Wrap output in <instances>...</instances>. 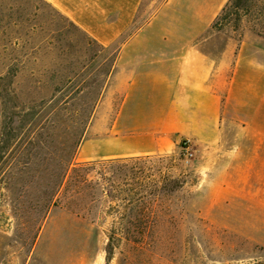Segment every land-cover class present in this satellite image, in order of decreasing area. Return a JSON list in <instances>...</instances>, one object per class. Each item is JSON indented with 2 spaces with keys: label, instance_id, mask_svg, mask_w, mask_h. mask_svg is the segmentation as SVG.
Masks as SVG:
<instances>
[{
  "label": "rangeland",
  "instance_id": "1",
  "mask_svg": "<svg viewBox=\"0 0 264 264\" xmlns=\"http://www.w3.org/2000/svg\"><path fill=\"white\" fill-rule=\"evenodd\" d=\"M225 7L203 50L219 60L226 50L233 58L243 38L264 47V0ZM115 46H101L44 0H0V264H264V163L225 140L189 142L188 159L181 141L128 163L184 181L149 205L162 213L141 241L109 243L126 209L100 189L80 193L65 180L45 208L60 157L86 162L90 179L107 187L98 171L108 159L81 160V148L106 134L119 104L121 91L108 83Z\"/></svg>",
  "mask_w": 264,
  "mask_h": 264
},
{
  "label": "crops",
  "instance_id": "2",
  "mask_svg": "<svg viewBox=\"0 0 264 264\" xmlns=\"http://www.w3.org/2000/svg\"><path fill=\"white\" fill-rule=\"evenodd\" d=\"M44 1L101 46L116 45L108 83L121 98L106 134L84 140L81 160L219 139L264 163V47L243 38L219 60L202 48L228 0Z\"/></svg>",
  "mask_w": 264,
  "mask_h": 264
},
{
  "label": "trees",
  "instance_id": "3",
  "mask_svg": "<svg viewBox=\"0 0 264 264\" xmlns=\"http://www.w3.org/2000/svg\"><path fill=\"white\" fill-rule=\"evenodd\" d=\"M225 6L222 8L221 14H218L213 21L212 27L216 26L218 20L222 18L226 9ZM93 103L94 99H91L90 106ZM1 152L2 146L0 147V157ZM150 157L151 155H143L108 159V165L106 163L102 164L99 168L100 171H98L99 176L107 187L101 185L99 180L90 179V172L93 169L86 162H77L71 166L70 156L60 157L57 162L53 163L54 167L49 171V182L45 191L46 196L43 205L47 209L50 204H56L55 196L65 180H67L66 185H68V182L72 184L74 181L72 184L73 188H76L80 193L88 191L90 194H95V191L100 189L113 200L114 198L121 200L126 209L124 216L127 218V223L122 228L111 229L108 235L109 243L112 244L114 240L122 238L129 241H141L148 235L149 231L155 229L157 219L162 213L160 208L150 207L149 205L159 199L161 200L167 193L177 191L184 183L183 177L180 175L176 176L159 169L157 170L158 177L155 178L153 173L144 166L128 165L130 162L136 164L137 162L149 160ZM113 163L122 164L120 167L123 168L117 167L114 169ZM115 178H121L123 186L115 183ZM127 184L131 185V187H125ZM111 207L117 210L118 205Z\"/></svg>",
  "mask_w": 264,
  "mask_h": 264
},
{
  "label": "built area",
  "instance_id": "4",
  "mask_svg": "<svg viewBox=\"0 0 264 264\" xmlns=\"http://www.w3.org/2000/svg\"><path fill=\"white\" fill-rule=\"evenodd\" d=\"M183 149H185V158L188 159L192 155V152L190 151L189 147V141H183Z\"/></svg>",
  "mask_w": 264,
  "mask_h": 264
}]
</instances>
